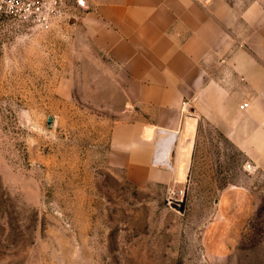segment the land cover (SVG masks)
Segmentation results:
<instances>
[{"label": "rangeland", "instance_id": "rangeland-1", "mask_svg": "<svg viewBox=\"0 0 264 264\" xmlns=\"http://www.w3.org/2000/svg\"><path fill=\"white\" fill-rule=\"evenodd\" d=\"M64 1L48 29L0 10V264H264V179L222 133L148 183L119 166L143 115Z\"/></svg>", "mask_w": 264, "mask_h": 264}, {"label": "crops", "instance_id": "crops-1", "mask_svg": "<svg viewBox=\"0 0 264 264\" xmlns=\"http://www.w3.org/2000/svg\"><path fill=\"white\" fill-rule=\"evenodd\" d=\"M68 1L85 9L81 28L143 115L113 131L130 178L168 173L173 147L179 162L208 124L264 179V0Z\"/></svg>", "mask_w": 264, "mask_h": 264}, {"label": "built area", "instance_id": "built-area-1", "mask_svg": "<svg viewBox=\"0 0 264 264\" xmlns=\"http://www.w3.org/2000/svg\"><path fill=\"white\" fill-rule=\"evenodd\" d=\"M208 2L209 0H199ZM64 0H0V10L28 25L48 29L61 14ZM242 109L245 106H241Z\"/></svg>", "mask_w": 264, "mask_h": 264}, {"label": "water", "instance_id": "water-1", "mask_svg": "<svg viewBox=\"0 0 264 264\" xmlns=\"http://www.w3.org/2000/svg\"><path fill=\"white\" fill-rule=\"evenodd\" d=\"M181 204H180V210L183 212L184 211V209H185V204H184V202H180ZM177 207V206H176Z\"/></svg>", "mask_w": 264, "mask_h": 264}]
</instances>
